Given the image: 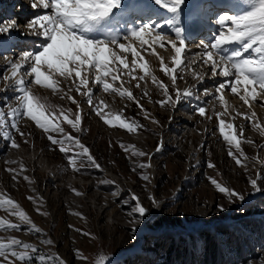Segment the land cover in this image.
I'll list each match as a JSON object with an SVG mask.
<instances>
[{
  "label": "rangeland",
  "instance_id": "374dc122",
  "mask_svg": "<svg viewBox=\"0 0 264 264\" xmlns=\"http://www.w3.org/2000/svg\"><path fill=\"white\" fill-rule=\"evenodd\" d=\"M30 3L26 4V8H31ZM7 5L0 1V21L13 20L9 16L18 15L19 9L23 8L21 1L14 4L11 10ZM9 12L11 15L7 16ZM31 12H25L26 19L16 22L20 26L19 32L29 31L25 23L32 18ZM164 31L169 32L167 28ZM19 32L17 36H20ZM38 40L39 37L34 40L37 45ZM21 41H17L20 48L27 44L23 51L31 50L29 45L32 42L28 44L23 38ZM155 48L164 62L172 67L170 47ZM21 53L18 47L0 48V75L6 67L4 57L15 59ZM142 55L158 80L169 85V93L174 99L171 80L161 71L157 57L148 53ZM131 59L129 54V61ZM192 69L200 72L202 68L192 64L183 72L178 70V76H183V79L178 78L177 86L182 91L190 89L194 95L165 107L156 103L165 97L150 76L146 77V82L140 81L139 88L135 86L137 80L129 82L128 77H123L125 87L132 91L147 113H143L134 101L121 98L118 94L104 93L102 89H93L94 103L106 101L110 108L104 109V112L111 110L113 119L116 112H121L127 119L144 126L132 133L105 124L87 104L86 97L74 90L75 85H70L62 77H55L61 88H73L70 95L79 101L81 131L76 132L63 117L59 120L49 118L54 124L59 123L65 133L78 137L101 167H91L81 157L76 163V168L80 170H74L68 156L78 152V148L65 144L69 149L66 156L59 150L60 145H53L47 138L51 134L59 139L61 134L45 133L27 117H18L17 124L25 136H20L15 129L4 130H10L19 148L11 147L10 141L3 136L4 130H0V194L15 200L41 232H35L18 217L0 208V219L21 225L16 230L0 229V238L5 242L18 238L34 245L37 251L28 250L30 258L27 264H41L40 257L52 258L51 264H60L61 260L64 264H97L98 261L101 264H169L166 252L173 243L179 250L173 264H199L198 257L206 245L207 229L213 231L223 223L227 229L217 237L218 248L223 246L224 253L232 255L239 246L240 257H234L231 264H264V203L261 202L264 195V135L243 116L237 115V112L250 115L254 111L256 117L253 123L260 124L264 129V106L256 104L255 109L249 108L230 93L229 111L236 119L231 121L230 116L224 119L234 123L238 132L243 126L241 147L248 159L241 157L246 167H240L228 155L230 146L217 127L215 111L222 110L221 105L205 94V89L215 94L216 84L200 87V83L210 75L194 79L190 74ZM135 75L139 77L143 73L137 70ZM7 83L0 80V111L4 112L16 105V94L5 90ZM89 86L92 87L91 78ZM116 86H119V81ZM31 87L34 94L47 97L48 102L56 106L57 115L61 109L71 108L73 115L78 111L75 104L62 99L51 89L34 84ZM145 92L147 95H144ZM198 106L206 107L205 117L198 114ZM208 116L212 118L208 119ZM25 140L28 143H24ZM158 144L162 145L159 150ZM135 151L149 155L139 156ZM209 162L215 168H209ZM21 163L27 169L22 173L19 168ZM141 164H150L151 167L141 168ZM9 168L16 169V172H9ZM145 174L149 176L147 181L141 178ZM24 176L29 179L25 180ZM209 177L241 194L244 199L229 198L219 193ZM251 179L257 180L259 191L251 185ZM133 197H138L139 203L145 207L143 216L137 214ZM123 205L126 207L123 208ZM103 209L106 211L102 219ZM249 217L258 220L257 224L247 221ZM197 228H203L202 235L196 231ZM191 234L197 245L192 250V256L196 258L188 260L189 251L184 256L183 248L188 246ZM48 239L53 241L51 245L45 243ZM17 250L23 251L19 247ZM9 260L22 264L16 258L9 257Z\"/></svg>",
  "mask_w": 264,
  "mask_h": 264
},
{
  "label": "snow or ice",
  "instance_id": "6c2138e0",
  "mask_svg": "<svg viewBox=\"0 0 264 264\" xmlns=\"http://www.w3.org/2000/svg\"><path fill=\"white\" fill-rule=\"evenodd\" d=\"M207 4L208 0H31V9H39V11L26 21L25 28L29 30L27 33L19 32L20 26L14 19L0 21V48L19 46V43L13 39V33L19 32L20 36L34 35L40 38L38 45L36 41H32L31 50L23 51L19 57L15 59L4 57L6 67L0 75V80L8 82L5 86L6 91L16 94L14 96L16 105L11 106L8 112L0 111V130L15 129L23 137L25 133L20 130L17 118L27 117L43 132L61 134L59 139L51 134L47 138L53 145H60L59 150L66 156L69 149L65 144L74 145L79 149L78 152L68 156L69 164L74 170H80L76 168V163L81 157L86 159L89 166L99 169L101 166L80 139L65 133L59 123L54 124L49 118L54 117L59 120L63 117V120L76 132L81 131L82 116L79 111V101L70 95L73 88L71 86L67 87V90L61 88L55 77H62L69 81L70 85H75L74 90L86 97L87 104L105 124L118 126L132 133L144 126L135 120L127 119L121 112H116L113 119L111 110L109 113L104 112V109L110 108L106 101L99 100L94 103L93 89H102L104 93L118 94L121 98L134 101L143 113H147L132 91L125 87L123 77H128L129 82L137 80L135 86L139 88L140 81L146 82V77L150 76L152 83L158 86L165 97L156 103L165 107L194 95L190 89L182 91L177 86V80L183 79V76H178V70L183 72L192 64H197L201 68L207 67L209 71L200 73L192 69L190 74L194 79H202L203 75L223 78L216 84L215 94L207 89L205 94L212 96L221 105L222 110L215 111V116L218 120V130L223 140L230 146L228 155L238 166L246 167L241 159V157L243 160L248 159L241 147L243 126H240L238 132L234 123L224 119L225 116H230L231 121L236 119V116H231L229 111L231 106L225 93L230 92L249 108L252 107V102L257 101L258 96L264 101V0H236L232 7H239L241 10L231 14H229V6L223 0H215L212 9H208ZM217 7L220 8L219 11H216ZM204 12H208L209 15L215 12L217 28L210 41L200 39L196 42L199 51L195 55L199 59L188 61L186 54L191 47L188 34L194 35L200 30L201 15ZM165 27L174 35V39L170 38L169 32L164 31ZM154 45L165 49L170 46L174 51L172 67H169L164 62V58L159 56ZM142 53L157 57L161 71L171 80L175 91L174 99L169 93V85L158 80ZM129 54L132 57L131 61ZM137 70L143 75L137 77L135 75ZM90 78L92 87L89 86ZM117 81L119 86H116ZM33 84L51 89L54 94H60L62 99L66 98L75 104L78 111L73 115L71 108L61 109L57 115L56 106L50 104L47 97L34 94L31 87ZM144 95L147 93L145 92ZM197 111L201 117L206 116L205 106H198ZM237 115L243 116L252 127L264 135L262 126L253 123L256 117L254 111L250 115L239 112ZM145 118L148 116L145 115ZM153 122L158 123V121ZM3 136L10 141L11 147H20L10 130H4ZM247 142L252 143V141ZM24 143L28 141L25 140ZM161 146L158 144L157 150ZM135 154L149 155L143 151H135ZM139 167H151V165L141 164ZM208 167L215 168V165L209 162ZM19 168L20 173L27 170L22 163ZM8 171L16 172V169L9 168ZM15 178L16 176L13 177ZM23 178L29 179L27 176ZM141 178L145 181L149 180L146 174ZM209 179L219 193L229 198L235 196L240 200L244 199L241 194L221 184L215 178L209 177ZM250 183L257 188L256 179H251ZM257 190L259 191V188ZM28 199L32 200L33 197ZM133 199L136 200L137 214L143 216L146 213L145 207L139 203L138 197ZM0 208L18 217L35 232H41L21 206L10 197L0 194ZM20 227V224L0 219V229L7 231ZM45 243L51 245L53 241L48 239ZM18 247L23 251L17 250ZM28 250L37 251L34 245L18 238H10L6 242L0 238V258H3L0 259V264H14L9 257L27 264L30 258ZM51 259L40 257L41 264H51ZM60 264L64 262L61 260ZM97 264L101 262L98 261Z\"/></svg>",
  "mask_w": 264,
  "mask_h": 264
},
{
  "label": "trees",
  "instance_id": "16d2710c",
  "mask_svg": "<svg viewBox=\"0 0 264 264\" xmlns=\"http://www.w3.org/2000/svg\"><path fill=\"white\" fill-rule=\"evenodd\" d=\"M131 114L133 115L134 113H131ZM261 202L264 203V195L261 197ZM262 219H264V218H262ZM246 220L249 221L253 225H256L257 224L256 222L258 221V220H255L252 217H249ZM216 227L218 229H215L213 231L211 229H207V234L205 235V241H206L205 243H206V245L203 247L202 253L198 257L199 264H231V261H233V259H235L237 257L238 258L240 257L239 253H238L239 246L236 249V252L233 253L232 255L231 254H225L223 246L218 248L217 241H216L217 237L221 234L222 231H226L227 227L223 223L218 224ZM196 231L199 232L200 235H202L203 228H197ZM234 235L235 234L232 235L233 238H234ZM194 239H195V237L193 236V234H191V239L189 241L188 246L183 248L184 256L189 251L188 260L196 258V257L194 258L192 256L193 248L197 247ZM176 245L177 244L173 243V244H171L169 246V248H167L166 255L169 258V262H168L169 264H173L174 263V261H173L174 256L177 255V253L179 252V250H178ZM181 264H186V263L182 262Z\"/></svg>",
  "mask_w": 264,
  "mask_h": 264
},
{
  "label": "bare ground",
  "instance_id": "6f19581e",
  "mask_svg": "<svg viewBox=\"0 0 264 264\" xmlns=\"http://www.w3.org/2000/svg\"><path fill=\"white\" fill-rule=\"evenodd\" d=\"M7 2H9V3H12L11 5H9V8L11 7V6H13L14 4H16V1L15 0H6ZM34 10V12H31V11H33ZM36 11H39V9H32V10H30V11H28V12H31V15H32V17H33V15H34V13L36 12ZM27 12V11H26ZM25 13V12H24ZM22 14V15H20V13L17 15V14H15V16H13V17H10L9 16V19H11V18H14L15 19V22H18L19 23V21L21 22V21H23V19H26L25 17H26V14L27 13H25V14ZM18 21H17V20ZM166 29V28H165ZM170 36V38H172V39H174L175 37H174V35H169ZM30 37H33V38H37V37H34V35H32V36H30ZM147 38V37H146ZM18 40H20V39H17L16 41H18ZM21 41V40H20ZM38 42H39V40H38ZM22 43V42H21ZM137 43V45H138V42H136ZM29 44V43H28ZM134 46H136V45H134ZM154 47H159V45H154ZM170 47V46H169ZM170 51H171V59H172V57H173V55H174V51L170 48ZM199 51V49L197 48V46L195 45V44H191V47H190V49H189V51L187 52V54H186V57H187V60H189V59H192V58H194L195 60H198L199 59V57L198 56H196L195 55V53H197ZM23 52V51H22ZM169 59V58H168ZM193 59V60H194ZM167 60V59H166ZM193 67H199L197 64H193ZM208 68L206 67V68H202L201 69V71H200V73H207L208 71H209V69L207 70ZM204 77V76H203ZM221 79H223V78H221V77H216V78H212L211 76L210 77H208V78H205L201 83H200V87H205V86H211V85H215V84H218L220 81H221ZM257 91L259 92V89H257ZM225 95H226V98H227V100H228V102H230L231 100H232V97H231V94H230V92H227L226 91V93H225ZM258 98L259 99H257V101H254V102H252V107L251 108H253V109H255L256 108V104H262L263 106H264V101H262L261 99H260V97L258 96ZM100 185H101V183H100ZM84 186V185H83ZM92 186V185H91ZM95 186V185H94ZM99 186V185H98ZM91 192V191H90ZM92 195V194H91ZM95 196H97V195H95ZM93 197V196H92ZM107 197V196H106ZM121 197V196H120ZM119 197V198H120ZM100 198V197H99ZM96 199V198H95ZM96 200H98V199H96ZM103 200V199H102ZM100 202V201H99ZM105 202H107V200L106 201H104V203ZM101 203V202H100ZM110 203V202H109ZM103 204V203H102ZM106 205V204H105ZM109 205V204H108ZM107 207V206H106ZM109 207H111V206H109ZM123 208L124 207H126V205H123L122 206ZM104 210V209H103ZM105 211L106 210H104V211H102L103 213H102V219H103V216H104V213H105ZM117 218V217H116ZM125 220V219H124ZM120 221H122V220H120ZM130 221V220H129ZM127 228H129V226H127Z\"/></svg>",
  "mask_w": 264,
  "mask_h": 264
}]
</instances>
